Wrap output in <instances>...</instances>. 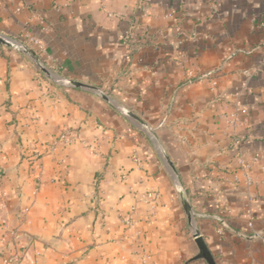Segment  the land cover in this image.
Wrapping results in <instances>:
<instances>
[{
    "label": "crops",
    "instance_id": "1",
    "mask_svg": "<svg viewBox=\"0 0 264 264\" xmlns=\"http://www.w3.org/2000/svg\"><path fill=\"white\" fill-rule=\"evenodd\" d=\"M0 35L35 54L0 44V264H207L193 228L264 264V0H0Z\"/></svg>",
    "mask_w": 264,
    "mask_h": 264
},
{
    "label": "built area",
    "instance_id": "2",
    "mask_svg": "<svg viewBox=\"0 0 264 264\" xmlns=\"http://www.w3.org/2000/svg\"><path fill=\"white\" fill-rule=\"evenodd\" d=\"M104 8V7H103ZM105 14L107 17H112L115 15V13L108 11L105 9ZM40 25L41 28L43 30L47 29V26L45 25L44 21H40ZM30 43H32L33 45H35L37 48H39V50L43 51V46L40 43V41L35 38L34 36L28 34V33H23L22 34ZM230 122L232 123V125H235L237 122L236 119V114L232 113L231 114V120ZM73 142V135L70 131L68 130H63L61 131L56 137L55 139H53V141L50 143L49 145V150L53 151L58 145H67V144H71ZM39 158V153L38 151L34 150L33 152V159L37 160ZM242 168H244L245 170V181L246 183H251V177L249 175V164H242ZM149 201H152L153 197H152V193L149 192L147 193V196ZM217 220L221 223V224H225L223 217H221L220 215L216 216ZM124 223L129 225L131 223V218L130 217H125L124 219ZM248 228L252 229V221L251 218L249 219L248 223H247ZM219 234L222 233V229H219L217 231ZM251 238H255V239H259L260 241L264 242V234L260 231H251L250 234ZM5 262L7 264H16L17 263V257L15 255L11 256L10 258L6 259Z\"/></svg>",
    "mask_w": 264,
    "mask_h": 264
},
{
    "label": "water",
    "instance_id": "3",
    "mask_svg": "<svg viewBox=\"0 0 264 264\" xmlns=\"http://www.w3.org/2000/svg\"><path fill=\"white\" fill-rule=\"evenodd\" d=\"M0 44L12 47L18 51L31 53L32 55L35 56L34 52L31 49H29L27 46H25L24 44H22L18 41H15L14 39L6 37L4 35H0ZM37 62H38V60H37ZM42 69H44V68H42ZM66 82L70 85L85 86V85L78 83L76 81H73V80H66ZM128 114L131 115V113H128ZM132 116H134V115H132ZM186 208H187V210H189L188 206H186ZM192 236H193L194 241L198 247V253L195 255L194 258L195 259H204L207 264H216L212 254L210 253V251L208 250V248L204 242V239L198 233L196 228H193Z\"/></svg>",
    "mask_w": 264,
    "mask_h": 264
}]
</instances>
